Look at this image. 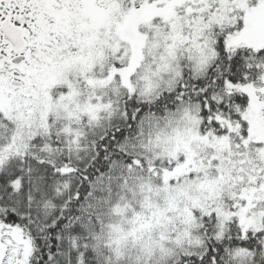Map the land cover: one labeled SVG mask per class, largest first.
I'll return each mask as SVG.
<instances>
[{"label": "snow or ice", "instance_id": "6c2138e0", "mask_svg": "<svg viewBox=\"0 0 264 264\" xmlns=\"http://www.w3.org/2000/svg\"><path fill=\"white\" fill-rule=\"evenodd\" d=\"M0 264H264V0H0Z\"/></svg>", "mask_w": 264, "mask_h": 264}]
</instances>
